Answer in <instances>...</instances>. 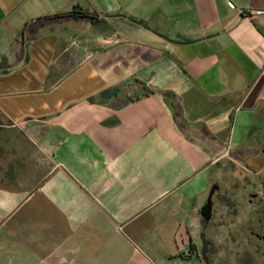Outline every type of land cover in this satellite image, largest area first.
Instances as JSON below:
<instances>
[{"label": "crops", "instance_id": "crops-1", "mask_svg": "<svg viewBox=\"0 0 264 264\" xmlns=\"http://www.w3.org/2000/svg\"><path fill=\"white\" fill-rule=\"evenodd\" d=\"M0 63V264H209L219 175H264V0H0Z\"/></svg>", "mask_w": 264, "mask_h": 264}, {"label": "rangeland", "instance_id": "rangeland-1", "mask_svg": "<svg viewBox=\"0 0 264 264\" xmlns=\"http://www.w3.org/2000/svg\"><path fill=\"white\" fill-rule=\"evenodd\" d=\"M6 123L0 121V140L14 138L16 129L1 126ZM213 190L211 220L204 231L207 262L264 264V175L247 177L226 167Z\"/></svg>", "mask_w": 264, "mask_h": 264}, {"label": "water", "instance_id": "water-1", "mask_svg": "<svg viewBox=\"0 0 264 264\" xmlns=\"http://www.w3.org/2000/svg\"><path fill=\"white\" fill-rule=\"evenodd\" d=\"M214 189V188H213ZM212 189L211 191V196L214 192V190ZM210 196V197H211ZM211 212H212V205H211V198H209L208 202L206 203V205L202 208L201 210V214L203 215V217L205 219H210L211 217ZM201 241H202V250H201V254L203 256L206 255L207 251H208V245H209V241L206 238V234L203 232L201 234Z\"/></svg>", "mask_w": 264, "mask_h": 264}, {"label": "trees", "instance_id": "trees-1", "mask_svg": "<svg viewBox=\"0 0 264 264\" xmlns=\"http://www.w3.org/2000/svg\"><path fill=\"white\" fill-rule=\"evenodd\" d=\"M65 14H74V15L76 14V15L87 16V15H89V12L87 10L81 8V7H75V8H73V10H71L69 12L58 13V14L51 15L49 17H59L61 15H65ZM154 92H155L154 88H146L145 94H151V93H154Z\"/></svg>", "mask_w": 264, "mask_h": 264}]
</instances>
